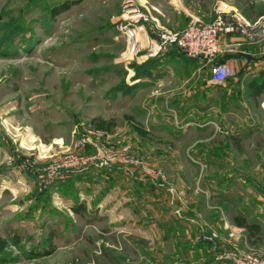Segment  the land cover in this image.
Listing matches in <instances>:
<instances>
[{
    "label": "rangeland",
    "instance_id": "obj_1",
    "mask_svg": "<svg viewBox=\"0 0 264 264\" xmlns=\"http://www.w3.org/2000/svg\"><path fill=\"white\" fill-rule=\"evenodd\" d=\"M62 1L0 0L7 264H232L221 259L232 244L264 255V240L251 245L229 216L244 213L264 231V97L257 104L247 87L263 57L216 85L204 60L171 48L153 57L151 77L135 78L153 59L138 33L152 23L120 30L125 0H80L53 19L48 9ZM139 1L163 27L188 20L164 0ZM99 117L115 126L94 128ZM73 155L87 163L57 168Z\"/></svg>",
    "mask_w": 264,
    "mask_h": 264
},
{
    "label": "built area",
    "instance_id": "obj_2",
    "mask_svg": "<svg viewBox=\"0 0 264 264\" xmlns=\"http://www.w3.org/2000/svg\"><path fill=\"white\" fill-rule=\"evenodd\" d=\"M140 7H144L146 11H143ZM214 9L216 15L210 21H203L192 16L184 28L171 29L161 26L158 20L151 18L145 2L125 0L124 12L117 21L120 30L127 29L128 34L131 31V35H134L136 29H140L138 24L141 21L152 20L154 22L149 28L146 29L144 26L140 31L138 30L145 51L144 60L157 57L169 49L177 47L189 57L203 59L210 69L211 82L216 85H223L235 72L229 62H218L219 57L239 51L243 44L242 41L248 43L263 41L264 17L256 21H250L242 14L233 11L226 3H221V1ZM229 34L239 35L242 37V41L225 42L222 37ZM72 159L57 162V168L80 165L82 162L87 163V160L76 158L74 155ZM52 168L55 169V167ZM232 237H234V234L230 235V238ZM221 259L232 264H264L263 254L242 252L235 244H232V250L221 254Z\"/></svg>",
    "mask_w": 264,
    "mask_h": 264
},
{
    "label": "trees",
    "instance_id": "obj_3",
    "mask_svg": "<svg viewBox=\"0 0 264 264\" xmlns=\"http://www.w3.org/2000/svg\"><path fill=\"white\" fill-rule=\"evenodd\" d=\"M79 2L80 0H64L54 5L53 7H50L48 9V12L53 19H56L59 15L63 14L64 12H67ZM16 28L17 29L21 28V26L20 27L17 26ZM173 48L178 49L183 55H185L179 48L177 47H173ZM225 55H223L221 59H218V62H224L225 60L223 58L224 56L225 58L234 56V54H225ZM195 59L199 60L201 58H195ZM153 60L154 58L148 61L147 63L143 64L142 66L135 67V69L139 70L136 73L135 78L151 77L153 73H152V70L150 69L149 64ZM247 87L249 90V96L257 104H260L261 99L264 97V70L260 71L256 76H253L251 80L249 81ZM125 116H126V120L128 121V124L132 127V129L139 136L143 138H147V139L151 137L150 131H148L141 122L136 120L133 115H125ZM92 124L94 128L98 130H102V131H107L111 129L113 126H115L114 121L108 120L102 117L93 119ZM235 142L237 143V146L240 147L239 140L235 138ZM260 145H262V142H260ZM262 148L264 151V146H262ZM229 216H230L231 223L234 226L245 230L247 234V240L251 245H256L259 242L264 240V231H263L262 226L258 222L250 220L246 214L241 213V212L231 211L229 212ZM12 238H13L12 242H14L16 245H21L23 239L18 234L15 233ZM10 244H11V241H9L7 238L0 235V264H7L9 262V259H11L12 253L9 248ZM224 252L222 251L221 254H223Z\"/></svg>",
    "mask_w": 264,
    "mask_h": 264
},
{
    "label": "crops",
    "instance_id": "obj_4",
    "mask_svg": "<svg viewBox=\"0 0 264 264\" xmlns=\"http://www.w3.org/2000/svg\"><path fill=\"white\" fill-rule=\"evenodd\" d=\"M166 1L168 4H170V6L172 7L173 11L176 13H183L185 17H187V22L186 24L189 22V20L191 19L192 16L198 17L203 21H210L215 17V7L213 6H209V5H204L203 7V2H198L197 5H195L194 3L191 5L189 0H164ZM264 0H243V3L247 6H249V15L250 18H247L243 13V9L241 8V5H239V3L237 1L231 0L230 2L227 0L225 1V3L233 10L236 11L240 14H242L243 16H245L248 20L250 21H256L259 20L260 18L264 17V8L262 7L261 9H253L257 4H259V2H262ZM242 3V4H243ZM162 2H159L158 5H160L161 7ZM157 4H155L156 6ZM194 5V6H193ZM193 7H196V10H193ZM254 10V11H253ZM149 23H154L153 21H148ZM185 24V26H186ZM184 26V27H185ZM182 27V28H184ZM181 29V28H178ZM222 39L225 42H236V41H242V37H240L239 35L236 34H229V35H225L222 37ZM242 46L240 47L239 51L235 52V53H227V54H234V56H230V57H223L225 61L229 62L231 64V66L234 68V72L235 71H245L247 69V64H248V58L251 59V57L253 56H259L261 55V57H263V62H262V66L257 68V65H254V74L257 75L260 71L264 70V47L259 48V46H251L248 45L247 43L242 41ZM222 56L219 57V59H221ZM252 62H250L251 64ZM261 63V62H260ZM250 72L253 71V66H251L249 68ZM248 69L246 71H249ZM251 79H249L250 81ZM248 81V83H249Z\"/></svg>",
    "mask_w": 264,
    "mask_h": 264
}]
</instances>
